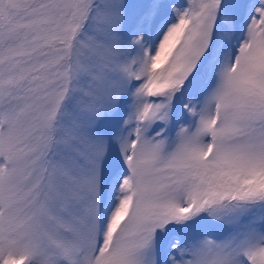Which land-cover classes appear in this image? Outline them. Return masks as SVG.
<instances>
[{
  "label": "snow or ice",
  "instance_id": "1",
  "mask_svg": "<svg viewBox=\"0 0 264 264\" xmlns=\"http://www.w3.org/2000/svg\"><path fill=\"white\" fill-rule=\"evenodd\" d=\"M0 264H264V0H0Z\"/></svg>",
  "mask_w": 264,
  "mask_h": 264
}]
</instances>
